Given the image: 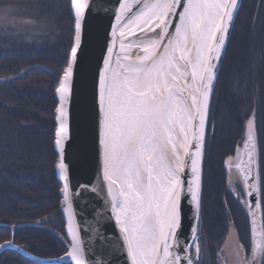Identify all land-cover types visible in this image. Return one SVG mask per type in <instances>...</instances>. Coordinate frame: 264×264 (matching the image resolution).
<instances>
[{
  "label": "snow or ice",
  "instance_id": "obj_1",
  "mask_svg": "<svg viewBox=\"0 0 264 264\" xmlns=\"http://www.w3.org/2000/svg\"><path fill=\"white\" fill-rule=\"evenodd\" d=\"M239 3L115 0L108 15L98 0H70V52L66 66L50 74L56 77L58 101L54 167L62 181L61 212L68 220L66 255L75 264L91 262L74 224L73 196L80 193L73 192L66 162L74 143L75 164L96 169L97 182L90 191L104 192L110 220L118 228L115 244L130 264H203L198 223L186 233L184 209L194 207L193 220L199 221L210 102ZM15 9H0V23L7 24ZM133 49L138 50L134 58ZM78 98L80 139L74 142ZM245 129L243 158L238 149L234 166L242 191L233 187V193L251 217V239L245 247L233 228L218 246L217 264H264V223L257 220L264 176L255 108ZM232 161L228 157L230 186ZM8 247L20 245L13 240L0 244Z\"/></svg>",
  "mask_w": 264,
  "mask_h": 264
},
{
  "label": "trees",
  "instance_id": "obj_2",
  "mask_svg": "<svg viewBox=\"0 0 264 264\" xmlns=\"http://www.w3.org/2000/svg\"><path fill=\"white\" fill-rule=\"evenodd\" d=\"M13 5L37 25L44 26L47 20L55 22L60 29L53 38L45 36L43 31L42 38L35 37L29 42L27 34L33 24L10 26L0 23V243L12 239L37 256L60 257L68 248L61 236L64 234L65 237L62 194L59 191L61 183L55 177L56 152L53 144L56 77L50 72H59L66 66L73 35L70 2L0 0V8ZM239 17L230 38L234 46L232 49L228 46L220 71L224 77L223 85L219 87L221 102L213 135L216 138L214 158L231 148L242 129V123L224 124L225 129L220 133L219 123L240 121L243 110H250L255 105L253 96L258 97L264 124V23H260L263 29L259 40L251 47L245 18ZM65 29L67 34L63 33ZM65 36L63 43L61 39ZM29 66L32 67L29 69ZM232 86L244 91L248 106L242 101L238 104L239 95L232 93ZM217 184L218 181L211 180L210 189ZM213 196L214 199L216 193ZM221 205L218 211H223L224 206ZM223 215V212L219 215L221 222L225 219ZM38 221L40 227L11 229L13 225ZM211 230L215 233L219 226L213 224ZM0 264L38 263L8 248L0 253Z\"/></svg>",
  "mask_w": 264,
  "mask_h": 264
},
{
  "label": "water",
  "instance_id": "obj_3",
  "mask_svg": "<svg viewBox=\"0 0 264 264\" xmlns=\"http://www.w3.org/2000/svg\"><path fill=\"white\" fill-rule=\"evenodd\" d=\"M98 3L101 5L102 8L108 10V15H110L111 12L114 10L115 0H98ZM241 4H242V0H240L238 12L241 8ZM238 12L236 13L234 17V21L230 28L229 37L226 42V49H227V45L230 40L229 38L234 29L233 26L236 22ZM94 14H95V10H94ZM108 24H109V20H108V16L106 15L104 18L105 28H107ZM137 35L139 36L140 33H137ZM103 42L104 41L101 38L100 43L102 44ZM226 49L223 52L221 61L218 65V68H219L218 77L220 74V69L224 62L223 58L226 54V51H227ZM137 51L138 50L136 49L132 50L133 58L135 57ZM218 77H217V80H218ZM217 80L215 82V89L217 86ZM213 97H214V93H213V96L210 102V111L212 108L211 104H212ZM56 101H57V98H56ZM79 112H80V100L78 98L73 107L72 132H73L74 142H78L80 139ZM209 119H210V116H209ZM54 122L56 123V120H54ZM56 127H57V124H56ZM56 127H55V131H56ZM208 129H207V134H208ZM245 131L243 134L244 137L242 141H240V145L237 146V149L235 150L234 155L232 156L233 157V161H232L233 168L231 170L232 180L234 179V182L238 183L241 186V189H242V184L239 181L238 174L236 173L234 166L238 162L236 159L238 149L241 152V158H243V141L245 139ZM54 141H55V138H54ZM206 142H207V138H206ZM54 150H55V147H54ZM205 152H206V149H204V158H205ZM75 159H76V156H75V143H74L73 147L69 148L67 151L66 162L70 164V167L72 169L71 186H72L73 192L80 193V195L78 196L77 195L73 196V209H74V212L76 213V215L74 216V224L79 226L81 239L84 241L85 246H86L87 258L90 260L91 264H130V262L127 261L126 256L123 253V248L119 246V244H115L116 238L118 236V228L115 226L114 221L110 220L111 213L109 210L106 209V206L104 204V192L91 193L90 191L91 184H95L97 182L95 167H91L87 170H84L75 164ZM227 160L225 161V169H227V172L229 174V167H228ZM204 164H205V159L203 162V177H204V171H205ZM55 177H57L59 183H61V186H62V181L60 180L57 172H56ZM203 184H204V181L202 180V197H203ZM84 185H89L87 190H85V188L83 187ZM61 198L63 199V196ZM202 205H201V211H202ZM241 207L243 211L246 212V215L248 218L249 233H250V239H251V217L249 216L247 210L242 205ZM201 211L199 214V221L197 222L193 220L194 207L185 205L184 228H185L186 233L189 227L195 223H198V226L200 227L199 224H200V220L202 216ZM62 216L65 222L64 231H65L66 239L68 241L70 237L67 235V227H68L67 214L62 213ZM257 220L259 223H264L263 222L264 212L262 211V200H261V210L257 216ZM40 225L41 223L40 224L39 223L18 224L19 227H27V226L40 227ZM233 228L235 229V232H237L234 226V223L232 227L228 230V232L231 231ZM101 235L106 237V239H101ZM110 241L112 243H109ZM3 243L4 242H2L1 244ZM114 244L115 246H113ZM14 245H18V244L14 243ZM8 248L16 251L17 253L24 255L28 259H31L39 264L41 263L42 264H75V262L71 260L69 256L66 255V253L70 251L69 247H68L67 252L63 254V256H60L62 257V259L60 260L57 259L58 257L48 258V257L37 256L31 252H28L26 249H24L22 245H20L19 248L17 247H8ZM8 248H0V253H2L4 250Z\"/></svg>",
  "mask_w": 264,
  "mask_h": 264
},
{
  "label": "flooded vegetation",
  "instance_id": "obj_4",
  "mask_svg": "<svg viewBox=\"0 0 264 264\" xmlns=\"http://www.w3.org/2000/svg\"><path fill=\"white\" fill-rule=\"evenodd\" d=\"M239 16L245 18L246 27L249 32V44L253 47L256 42L259 40L257 36L260 34V31L263 27L260 23H264V0H243L241 4V8L237 14V18ZM237 21V20H236ZM224 74H220L218 78V85L215 91V95L212 101V109L210 112V121H209V130L207 135V144H206V152H205V164H204V177H203V197H202V211H201V220H200V234H201V243L203 247L202 257L203 264H217V251L218 246H223L222 242L226 239L228 230L234 226L239 234L240 243L244 244L245 247L248 246L250 242V233H249V222L246 215V212L243 211L241 207V203L237 200L236 196L233 193V187L236 192H241V186L238 183L233 181V184L229 185V174L227 169L224 167L225 161L228 157H232L234 155L237 146L240 145V140L243 139V134L245 131V123L246 117L249 115L253 108L256 109V120H257V133H258V146L260 150V168L261 175L264 176V124L262 122V114L260 111V103L258 100L254 101L255 104L250 110L245 109L241 114V120L237 123L230 122V124H241L242 129L241 132L237 133V140L233 142L231 148L227 150L223 155L220 153L214 158V146L215 139L213 137L214 132L216 131L217 125V113L220 108V89L222 87ZM239 89V88H238ZM244 97V96H243ZM240 96L238 99V104L242 101V104L247 105V100L245 97ZM227 102V99H226ZM218 109V110H217ZM215 115V116H214ZM216 120V121H215ZM228 125V123L226 124ZM240 131V130H239ZM215 179L218 181L217 186L210 189L211 180ZM232 179V177H231ZM216 193V197L213 199V195ZM217 199V203L215 202ZM216 203V204H215ZM224 206L223 211L216 212V209L221 205ZM264 203V200H263ZM220 204V205H219ZM221 205V206H222ZM216 208V209H215ZM264 211V204H263ZM220 212V213H219ZM224 213L223 217L224 222H221L220 216L221 213ZM211 214V218L209 215ZM241 220L244 224L242 227L238 221ZM264 222V220H263ZM218 225L219 230L217 232L211 233L209 230L210 226ZM213 235V238H212ZM217 235V237H216ZM214 240H217L216 242Z\"/></svg>",
  "mask_w": 264,
  "mask_h": 264
},
{
  "label": "rangeland",
  "instance_id": "obj_5",
  "mask_svg": "<svg viewBox=\"0 0 264 264\" xmlns=\"http://www.w3.org/2000/svg\"><path fill=\"white\" fill-rule=\"evenodd\" d=\"M69 2H70V0H69ZM0 9H3V8H0ZM25 18H28V19H30L29 18V16H27L26 14H24L22 11H18V8L16 7V9H15V11H14V13H13V15L9 18V21H8V23H7V25H13V24H21L20 23V20L21 19H25ZM30 20H32V18L30 19ZM35 20V19H34ZM2 24H4L5 25V23H2ZM22 25H24L25 26V24H22ZM33 27H31V29L29 30V32H28V34H27V40L29 41V42H31L32 40H34V38L35 37H38V38H42L41 37V35L42 34H45V36H48L49 37V35H51L52 36V38L54 37V36H57V34H58V30L60 29V27L58 26V25H56V23L55 22H51V23H49V22H47V20H46V24L43 26H41V24H39V25H37V23H33ZM28 26V25H27ZM56 26V29L54 30H52V28L53 27H55ZM5 28H7V27H5ZM19 28H21V26L19 27ZM43 31H45V33L43 32ZM48 33V34H47ZM63 33H66L67 34V29H65L64 31H63ZM259 35V34H258ZM73 36V35H72ZM258 38H259V36H257ZM231 38V37H230ZM65 39H66V36L65 37H63L61 40H62V42L64 43L65 42ZM248 39H250V38H248ZM71 40H72V37H71ZM231 40V39H230ZM249 42V41H248ZM61 43V42H60ZM60 43H58L57 45H59ZM71 43H72V41H71ZM70 43V44H71ZM234 42H230L229 41V43H228V45H227V48H228V46H230L229 47V49H232L233 48V46H234V44H233ZM55 44V43H54ZM227 50V49H226ZM226 53H227V51H226ZM69 54V53H68ZM225 56H226V54H225ZM225 56H224V58H225ZM68 57V56H67ZM224 58H223V61H224ZM254 59H256V58H253L252 60H254ZM66 62V61H65ZM263 67H264V65H263ZM263 70V72H264V68L262 69ZM254 75L255 74H253V76L252 77H254ZM231 90H232V93H234V94H238L239 95V98H240V96H245V98H246V95H244L245 93H244V91L240 88V89H238V87L237 86H235V88L232 86L231 87ZM56 98V97H55ZM258 99V97H256V96H253V99H252V102H254V101H256ZM224 110H225V108H224ZM56 115V114H55ZM248 117H249V115H248ZM248 117H246V119H248ZM262 122H263V120H262ZM224 124L226 125L227 123L225 122V121H221L220 123H219V126H221V129H220V133L225 129V126H224ZM228 125H230V123H228ZM241 141V140H240ZM224 167H225V163H224ZM62 187V186H61ZM62 197V196H61ZM61 201H62V199H61ZM264 204V203H263ZM216 209V208H215ZM216 212H217V209H216ZM238 223H240V226L242 227L244 224L242 223V221L241 220H239L238 221ZM20 224H22V223H20ZM18 226V225H17ZM211 227L212 226H210V228H209V230L210 231H212L211 230ZM62 237H63V239H65V237H64V234L63 235H61ZM66 240V239H65ZM67 248H68V244H67ZM68 250V249H67ZM65 254V253H64ZM63 256V255H62Z\"/></svg>",
  "mask_w": 264,
  "mask_h": 264
},
{
  "label": "bare ground",
  "instance_id": "obj_6",
  "mask_svg": "<svg viewBox=\"0 0 264 264\" xmlns=\"http://www.w3.org/2000/svg\"><path fill=\"white\" fill-rule=\"evenodd\" d=\"M30 223H32V222H30ZM34 223H35V222H34ZM18 227H19V226L15 227V228L12 227L11 229H12V230H13V229H16V228L18 229ZM27 227H29V226H27ZM30 227H35V226H30ZM1 243H2V242H1ZM1 243H0V244H1ZM34 262H35V261H34ZM36 263H37V262H36ZM38 264H39V263H38ZM41 264H42V263H41Z\"/></svg>",
  "mask_w": 264,
  "mask_h": 264
}]
</instances>
